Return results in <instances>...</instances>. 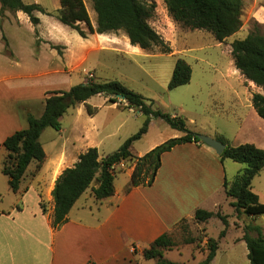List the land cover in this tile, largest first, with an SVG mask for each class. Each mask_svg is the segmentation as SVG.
I'll use <instances>...</instances> for the list:
<instances>
[{
    "label": "crops",
    "instance_id": "obj_1",
    "mask_svg": "<svg viewBox=\"0 0 264 264\" xmlns=\"http://www.w3.org/2000/svg\"><path fill=\"white\" fill-rule=\"evenodd\" d=\"M153 1L156 3V13L149 24L157 32L155 28L170 25L173 19L168 13L164 0ZM44 10L46 14H49L47 9L44 8ZM16 15L18 18L26 14L17 12ZM27 18L29 19L28 16ZM251 18L255 20L254 22L264 23V8L258 11L253 8ZM56 21L58 22L54 23L52 20L47 23L50 30L54 32L59 29L60 21ZM41 24L40 19L39 26ZM92 25L96 27L93 23ZM39 26L35 27L37 31ZM161 30L164 33L168 32V29ZM243 30L247 36L249 31L245 26L235 35ZM196 32H202V30H196ZM186 33L183 34L185 37L191 35V32ZM90 37L97 45L109 49L110 51H105L112 54L125 53L128 57L137 56L144 51L138 46L131 45L129 38L122 32L94 34ZM38 39L42 40L41 51L50 43H60L50 34L44 37L39 33ZM214 41H216L215 38ZM227 41L228 39L224 43L217 41L216 43L218 47H221ZM121 43L124 52L119 50ZM170 47L174 49L172 45ZM175 47L176 52L185 50L184 47L180 48L179 41ZM224 52L229 57L226 77L210 80L208 85L200 87L207 92V96L200 112L197 109H193L195 112H189L187 122L192 127L190 132L215 139L223 137L232 147L253 144L264 150V120L257 114L252 104L254 94H264V91L246 80L236 69L231 55V43L228 45V51ZM12 54L15 56L14 52ZM4 61L0 59V65L4 64ZM10 65L14 69L17 68L12 63ZM51 68L52 62L37 75L0 76V158L7 155L3 142L15 132L27 127L29 112L34 110L36 105H42L43 109L45 108V92L50 88L45 87L40 93L34 94L30 92L33 89L32 86H18L13 82L23 77L34 79L52 75L49 74L52 71ZM192 82L193 73L191 82L182 87H189ZM90 100L81 105L88 104ZM107 102L108 99L105 104ZM212 104H215L216 110H210L209 113L208 107ZM226 107L230 108L231 113H224L223 110ZM210 115L212 116L210 120H206L205 118H209ZM160 120L153 119L149 130ZM45 152L47 159L40 172L35 177H25L20 191L14 193L17 198L9 209L0 207V264H157L156 260L144 258V250L160 236L172 235L183 220L193 219L197 210L216 213L222 201L221 197L225 195V181L231 183L245 168L232 160H221L212 148L201 142L193 141L178 145L163 155L161 167L151 186L135 187L127 192L133 171L131 168L123 184L118 186L115 183L113 197L97 201L92 190L89 189L70 211L68 221L60 228H55L53 226L55 209L53 190L56 181L64 170L76 165L83 152L70 153L62 148L50 161L46 150ZM32 165L34 164H31L28 172L34 168ZM45 171L46 178L41 176ZM93 187L97 185L93 184ZM253 190L264 203V194L256 191L254 185ZM1 203L4 202L0 198ZM41 203L45 204L46 211H43ZM256 218L258 217H248V222L246 220L235 222L234 226L228 220V229L234 227L241 231L233 239L231 247L243 245V243L246 245L241 240L243 228L248 224L257 225ZM261 227L264 228V225ZM228 229L226 235L219 240V249L212 263L216 262L219 254L223 252L222 242L229 236ZM172 250L165 251L163 258L166 259L165 255ZM245 251L248 255V249Z\"/></svg>",
    "mask_w": 264,
    "mask_h": 264
},
{
    "label": "trees",
    "instance_id": "obj_2",
    "mask_svg": "<svg viewBox=\"0 0 264 264\" xmlns=\"http://www.w3.org/2000/svg\"><path fill=\"white\" fill-rule=\"evenodd\" d=\"M88 1L97 14L96 27L91 23L85 0H59L60 9L57 12V19L84 39L87 38V34L81 28V23L86 25L90 35L123 32L129 38L131 45L138 46L144 51H152L155 47H160L159 53L162 55L172 52L149 24L156 11V3L153 0ZM164 2L175 23L190 30L209 32L218 43H224L243 27L244 0H164ZM0 3L1 18L7 11L15 14L23 12L34 27L40 24V19L35 13L46 14L40 5L26 4L23 0H0ZM35 33L38 34L37 30ZM231 55L241 75L264 91V27L253 22L249 34L244 39L231 43ZM192 73L191 66L185 60L178 59L168 90L188 85ZM98 95L108 97L110 104H116L122 96L127 108L137 109L144 115L145 120L138 133L128 138L114 153L101 158L97 148H89L80 154L79 161L74 167L63 171L53 190L55 228H60L68 221L70 211L89 189L92 190L97 201L115 195L117 175L115 166L123 162L133 163L131 179L126 189L129 192L135 187H147L154 183L165 153L185 143L193 141L203 143L197 138V134L190 132L184 117L155 109L153 101L131 90L120 81H88L73 86L68 91L52 92L45 101L42 115L36 117L29 114L27 127L15 132L3 142L7 155L3 162L2 173L9 178V187L13 193L20 191L25 177H35L46 162L47 155L41 143L43 132L47 128L60 131L61 118L69 109L76 108ZM252 104L257 114L264 120V94H254ZM88 113L92 116L95 110L89 107ZM153 119L163 120L172 129L183 132L184 135L168 140L144 156H135L134 144L148 133ZM217 139L226 145L225 151L220 156L221 160L229 159L245 166L231 183L225 181V194L233 199L231 206L237 213L247 217L264 215V203L253 190V180L264 169V150L253 144L232 147L223 137ZM31 164H34V168L28 172ZM93 184L97 187H93ZM41 207L46 211L44 203H41ZM214 217H219L226 229L220 233L218 240L209 238L207 257L199 264H212L219 249V240L226 235L229 224L226 217L214 212L199 209L194 214L193 219L197 223H207ZM241 240L247 245L250 263L264 264V228L254 224L246 225ZM193 242L194 240H188L186 243ZM176 246L172 235L164 234L144 250L143 256L146 260H156L157 264H181L163 258L165 251L172 250Z\"/></svg>",
    "mask_w": 264,
    "mask_h": 264
},
{
    "label": "rangeland",
    "instance_id": "obj_3",
    "mask_svg": "<svg viewBox=\"0 0 264 264\" xmlns=\"http://www.w3.org/2000/svg\"><path fill=\"white\" fill-rule=\"evenodd\" d=\"M23 2L26 4L36 3L47 9L49 14L35 13L42 20L37 35L35 34L37 29L30 23L26 15L18 18L15 13L11 12L5 13L3 18L0 15V59L5 60L4 64L0 65V76L37 75L49 67L52 62V71L49 72L52 75L34 79L23 77L13 82L18 86H32L33 89L30 92L34 94L40 93L45 87H50L45 92V101L52 92L68 91L71 87L88 81L116 80L143 95L146 99L153 101L155 109L171 115L182 116L187 121L190 111L195 112L193 109H197L200 112L199 110L203 107L207 92L200 87L208 85L210 80L226 77L229 57L224 51H228L229 43L246 37L243 30L238 35L230 37L224 46L218 47L211 33L196 32V30L183 28L171 21L170 25L155 29L165 44L169 47L170 45L173 46L174 49L170 47L172 50L170 54H174L162 55L159 53L161 48L155 47L152 51H142L137 56L127 57L125 53L112 54L107 52L110 51L109 49L97 45L94 39L90 37L84 23H81L80 26L87 34L85 39L60 22L57 31L50 30L47 23L52 22V20L54 23L58 22L56 20H58L57 12L60 9L59 0H23ZM85 2L91 23L96 25L97 14L91 2L88 0ZM244 4L243 26L250 31L255 21L251 18L253 8L256 11L264 8V0H245ZM1 8L0 3V12ZM259 24L264 27V23ZM161 29H168V32L164 33ZM186 32H191V35L185 37L183 34ZM39 33L44 37L50 34L60 43H50L41 51L40 47L43 44L42 40L38 39ZM177 41L180 42V48H185L182 52H176ZM7 42H9L8 46H6ZM119 48H121L119 49L122 50L121 52H124L122 43ZM52 50L53 52H51ZM178 59L185 60L191 66L193 82L189 87H179L180 89L170 91L168 84ZM8 61L17 68H12ZM107 99L108 97L105 95H98L91 98L86 105L80 104L76 108L69 109L61 118L62 128L60 131L47 128L43 132L41 143L49 155V161L62 148L70 153H84L89 148H97L100 157L104 158L117 151L128 138L138 133L145 120L144 115L137 109L127 108L126 102L122 99H119L115 106L108 102L105 104ZM89 107L95 110V114L92 116L88 113ZM214 107L215 104L208 107L209 113L210 110H216ZM42 111H44L43 106L36 105L34 110L29 113L39 117ZM223 111L224 113H231L228 107L224 108ZM210 117L212 116L210 115L209 118L205 119L210 120ZM187 125L192 131L188 122ZM182 135H184L183 132L172 129L163 120L157 121L150 128L148 134L135 142L133 154L144 156L157 146L170 139L182 137ZM4 159V156L0 158V198L4 202L0 204V207L9 209L17 196L10 190L9 178L2 173ZM242 167L244 168V165ZM131 168H133V163L129 162H123L115 167L117 172L115 183L118 186L128 178ZM41 176L46 178V171ZM253 185L256 191H261L264 194V172L256 177ZM221 198L222 201L216 214L226 217L233 226L235 222L244 220L248 222L246 215L237 213L231 206L233 199L228 198L226 194ZM256 224L264 225V215L256 218ZM225 229L226 226L219 217H214L207 223H197L194 219L186 220L173 231L172 238L177 246L168 252L165 258L181 264H199L205 261L207 257L209 238L218 240L220 232ZM240 233L241 231L234 227L228 229L229 236L222 242L224 253L221 252L217 261L212 264H250L248 255L245 254V250L248 248L244 243L231 247L233 239ZM188 240H194V242L187 244ZM227 248L228 251L225 252Z\"/></svg>",
    "mask_w": 264,
    "mask_h": 264
},
{
    "label": "water",
    "instance_id": "obj_4",
    "mask_svg": "<svg viewBox=\"0 0 264 264\" xmlns=\"http://www.w3.org/2000/svg\"><path fill=\"white\" fill-rule=\"evenodd\" d=\"M120 99L124 100L121 96ZM197 138L201 140L205 145L212 148L218 156H221L226 149V145L215 138H211L205 135H197Z\"/></svg>",
    "mask_w": 264,
    "mask_h": 264
},
{
    "label": "built area",
    "instance_id": "obj_5",
    "mask_svg": "<svg viewBox=\"0 0 264 264\" xmlns=\"http://www.w3.org/2000/svg\"><path fill=\"white\" fill-rule=\"evenodd\" d=\"M118 166V165H117ZM116 167V166H115Z\"/></svg>",
    "mask_w": 264,
    "mask_h": 264
}]
</instances>
